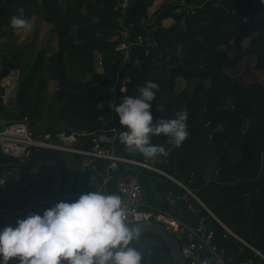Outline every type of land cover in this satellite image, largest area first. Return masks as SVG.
<instances>
[{"label":"trees","instance_id":"trees-1","mask_svg":"<svg viewBox=\"0 0 264 264\" xmlns=\"http://www.w3.org/2000/svg\"><path fill=\"white\" fill-rule=\"evenodd\" d=\"M118 1L0 0V31L5 29L11 39L15 37L0 49V81L19 73L18 113L12 112V102L3 103L0 93V118L8 122L26 118L32 127L46 113L48 124L37 133L74 134V148L86 151L92 145L88 136L102 130L99 119L108 115L98 107L106 100L101 87L129 79L126 96H136L146 81L156 82L154 122L175 118L185 110L190 133L180 148H174L163 134L153 138V143L170 150L167 157L161 156L166 162L161 169L188 185L223 225L264 255V4L261 0H133L122 22ZM157 1L162 6L148 20V10ZM21 8L29 20L36 16L53 27L55 52L48 55L46 48L37 49L32 42L18 43L13 32L23 29H13L10 20ZM142 20L148 22L145 29ZM166 20L172 21L168 28L162 26ZM120 25L128 29L129 41L142 36L157 44L148 50L131 47L138 65L121 67L122 56L116 51ZM248 59L254 64L247 74L251 77L254 72L260 80L244 82L227 74ZM44 96L54 101L43 111ZM65 155L32 150L21 162L0 155V172L16 163L22 177L20 184L0 193V204L19 209L46 200L53 192L54 169L59 195L71 192L65 186L71 176ZM213 158L214 174L206 180L200 164ZM160 185L179 196L173 182L165 179ZM188 200L197 218L205 216L216 229L221 248L239 260L252 255L233 239L223 241L224 232L196 202ZM168 259L173 264L169 255ZM11 264H19L18 259Z\"/></svg>","mask_w":264,"mask_h":264},{"label":"clouds","instance_id":"clouds-1","mask_svg":"<svg viewBox=\"0 0 264 264\" xmlns=\"http://www.w3.org/2000/svg\"><path fill=\"white\" fill-rule=\"evenodd\" d=\"M264 4V0H261ZM13 16V29H28L24 10ZM155 90V91H154ZM159 85L146 81L136 96H123L112 108L118 116L119 140L129 152L145 158L167 157L169 149L152 142L161 134L174 148L188 139V113L155 120L153 101ZM122 198L116 194L89 191L73 202L61 201L43 214H30L16 224L0 228V264L18 259L19 264H143V253L132 245L139 239V227L125 222ZM202 264H211L204 260ZM215 264H223L219 257Z\"/></svg>","mask_w":264,"mask_h":264},{"label":"built area","instance_id":"built-area-1","mask_svg":"<svg viewBox=\"0 0 264 264\" xmlns=\"http://www.w3.org/2000/svg\"><path fill=\"white\" fill-rule=\"evenodd\" d=\"M132 1H118L116 10L120 12L122 22L128 13ZM148 20H151L149 16ZM147 24V20H142L144 29ZM116 39L119 41L116 51L122 56L121 67L139 64L137 59L130 54L132 46L146 50L157 48V44L153 39L143 38L142 36L137 37L133 42L129 41V31L124 25H120ZM100 66L101 59L97 57L96 67L99 69ZM129 81V79L118 80L111 87H101V92L104 94L106 100L100 101L98 107L106 109L108 115L115 113L112 111V108L118 106L120 97L126 96V84ZM2 99H5V95L2 96ZM108 115L99 119L102 130L88 136L91 139L92 145L86 151H77L73 148L74 135L67 136L61 133L54 136L49 132L37 133L26 118L14 122H8L0 118V155L21 162L32 150H47L80 155L81 168L92 166L96 161L101 162L106 171L124 168L125 172L123 176L116 183V195H120L122 198V204L126 212L125 222L130 226L138 224L161 226L165 233L179 245L180 254L186 264H202L204 260H209L211 264H215L218 257L223 260V264H264L263 254L256 248L243 242L230 229L223 225L198 200L188 185L175 180L161 169L166 164L161 156L145 158L142 154L134 153L132 157H125L123 149L118 147L119 129L116 128L115 122L108 118ZM19 167L16 163H10L2 168L0 172V193L9 187L11 182L14 185L21 183L22 177L19 175ZM140 170L147 171L176 184L182 196L185 194L188 199L196 202L205 212L206 216L210 217L224 232L221 237L223 241L233 239L242 244L252 255L245 256L243 260H239V258L235 259L221 248L217 243V231L207 222L205 216L197 218L195 225L192 227L182 219L174 218L164 211L143 212L140 210L143 200V187L135 173V171ZM190 183L191 181L188 184ZM167 196L170 201L169 204L172 205L173 195L171 192H168ZM60 199L61 197L59 196L53 197L51 200L53 204L51 203L46 209L53 207ZM46 203H49V201H35L25 204L19 209L0 204V225L14 226L18 219H23L30 214H36V211L41 209V206ZM186 206L187 210L191 213H196L192 202L188 200ZM14 260L16 259L10 260L9 264Z\"/></svg>","mask_w":264,"mask_h":264},{"label":"crops","instance_id":"crops-1","mask_svg":"<svg viewBox=\"0 0 264 264\" xmlns=\"http://www.w3.org/2000/svg\"><path fill=\"white\" fill-rule=\"evenodd\" d=\"M159 2L162 3V1H157L156 3H159ZM156 3L153 5V7L156 5ZM29 23H30V27L28 29L17 30L13 32V36L18 37V42L19 43L32 42L34 41L33 37L35 36L37 38V41H35L34 44L37 47V49L46 48L48 51V54L55 52L57 50V37L55 35L53 27L51 25L46 24L43 20H41L40 18L36 16H32L29 20ZM33 28L35 29L34 31H33ZM8 33L9 32L6 31L5 29L0 31V36H3V39L1 40L2 42L1 44L4 45L5 44L4 41L7 38H10V35ZM46 33L50 34L49 41L47 42H46V39H44ZM13 73H11L6 79L1 81L2 83H0V87L4 90V95H5V99H2L3 103L5 105H8L9 103L12 102V106L14 104V99L16 98V91H17L16 88L17 87H15L14 85H8L10 84V82L7 80L12 78ZM1 98H2V95H1ZM122 98L123 97L119 98L118 105L122 102ZM108 118L112 119V121L115 122L116 128L121 130V126L119 124L118 116L116 115V113L108 115ZM118 138H119V135H118ZM76 143H77L76 140L72 143L73 148ZM78 144L81 146L80 143ZM118 147L123 149V152L125 154L130 155L131 157L135 153V152H129L127 148L125 147V145L120 142V140H118ZM77 151H82V150H77ZM64 154H66L64 161L68 165L67 168L71 174L70 178L66 181L65 186L67 189H71V192L65 193L63 194V196L59 195L58 193L59 176H58L57 171L54 169L53 173H54L55 181L53 184L54 185L53 192L46 199L49 201V203L42 205L41 209L36 211V214H43L44 210L48 206L51 205L52 198L56 196L61 197L60 201H58V202H61L63 199H66V198H76L77 199L81 194L87 193L89 191H101L106 194H116V183L123 176L125 172L124 168L122 169L120 168L115 171H106L101 162H97L96 164H93L92 166L81 168V165H80L81 156L80 155L69 154V153H64ZM214 160L215 159L213 158V162L211 161L213 169H214V164H215ZM203 163H208V162H203ZM200 165H201L200 173L202 175V178L206 180L210 179L211 175L209 176L208 174H205V170L202 168V164ZM98 166H100V168H98ZM135 173L143 187V200H142V205L140 206V210H142L143 212L164 211L174 218L182 219L189 226L193 227L195 225L197 221V216L196 214L191 213L189 210H187V206H186L188 202L187 197H184L178 193L179 196L177 197L173 196V204L171 205L169 204L170 201L168 200V196H167V193L170 191L162 190L163 189L162 185H160L164 183L165 179L157 175L148 173L147 171H144V170L135 171ZM31 177L35 179L36 175L31 174ZM38 181H39V178H38ZM13 185L14 184L11 182L9 184V187ZM46 200H43V201H46ZM35 201H41V200H35ZM35 201H32V202H35ZM27 204H30V203H27ZM3 227L5 226L0 225V228H3ZM158 243L160 242L158 239H156L155 236L141 234L139 239L132 242V245L143 253V264H157L155 260L154 261L152 260V256L150 255L152 251H149V249L151 248L155 249Z\"/></svg>","mask_w":264,"mask_h":264},{"label":"rangeland","instance_id":"rangeland-1","mask_svg":"<svg viewBox=\"0 0 264 264\" xmlns=\"http://www.w3.org/2000/svg\"><path fill=\"white\" fill-rule=\"evenodd\" d=\"M161 6H162L161 2L156 3V5L154 7H152L151 9L148 10V16L150 18H152L153 15L155 14V12L157 11V9L159 7H161ZM171 24H172L171 20H166V21H164L162 23V26L163 27H169V26H171ZM34 30L35 29L33 28V31ZM49 35L50 34H48V33L45 34V38L44 39H46V42L49 41ZM33 38H34V41H32V43L35 46L34 42L37 41V38L35 36ZM2 39H3V36H0V49H1L2 45H3V44H1L2 43L1 42ZM14 39H15V37L13 39L7 38L4 41V43H8V42H10L11 40H14ZM4 45H6V44H4ZM0 55H1V52H0ZM253 64L254 63H253L252 59H248V60L243 62V64L241 65V67L239 69H237L236 71H233V72H227V74L229 76L233 77V78H236V79L239 78V79H241L244 82H250L252 79L260 80L261 77L259 75L255 74L254 72H253V76H251V77L247 74V68L251 69L253 67ZM18 78H19V73L18 72H14L13 75H12V78L7 80V81L10 82V84H8V85H14L15 87H17L18 86ZM0 83H2V82L0 81ZM53 101H54V99L52 98V96H44V102H43L42 110L44 111L45 107L47 105H50V103H52ZM47 120H48L47 119V115H46V113H44L42 122H38V123H36L35 125L32 126L34 131L36 132L37 130H44L46 128V125L48 124ZM212 162L210 161L208 163H202V168L205 170V174H208L209 176L214 174L213 173L214 169H213V166H212ZM36 173H37V169H35L32 174L36 175ZM209 176H207V177H209ZM35 178H37V175H36ZM149 251H152L150 255L152 256V260L153 261L155 260L157 262V264H170L169 263V259H168V254L163 249V247L161 246L160 243H158V245H157V247H155V249L151 248V249H149Z\"/></svg>","mask_w":264,"mask_h":264},{"label":"water","instance_id":"water-1","mask_svg":"<svg viewBox=\"0 0 264 264\" xmlns=\"http://www.w3.org/2000/svg\"><path fill=\"white\" fill-rule=\"evenodd\" d=\"M2 7L0 8L1 11ZM0 93L3 96L4 95V90L0 87ZM12 112L18 113L17 109V98L14 99V104L11 108ZM220 171H222V167L219 166ZM178 193L182 195L181 191L178 190ZM132 227H139L141 234H146V235H153L157 237L165 246L168 255L170 256L173 264H186L185 261L183 260L181 254H180V249L179 245L177 242H175L171 237H169L163 228L159 225H153V224H138V225H131Z\"/></svg>","mask_w":264,"mask_h":264}]
</instances>
